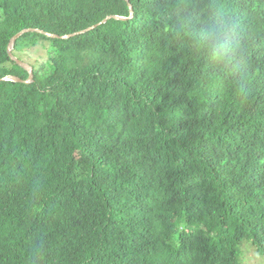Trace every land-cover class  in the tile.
<instances>
[{"label": "trees", "instance_id": "16d2710c", "mask_svg": "<svg viewBox=\"0 0 264 264\" xmlns=\"http://www.w3.org/2000/svg\"><path fill=\"white\" fill-rule=\"evenodd\" d=\"M0 264H264V0H0ZM229 54L211 52L213 32Z\"/></svg>", "mask_w": 264, "mask_h": 264}, {"label": "water", "instance_id": "95a60500", "mask_svg": "<svg viewBox=\"0 0 264 264\" xmlns=\"http://www.w3.org/2000/svg\"><path fill=\"white\" fill-rule=\"evenodd\" d=\"M128 7H129V12H130V16L128 18H124V17H120V16H114V15L108 16L96 25H93L87 29H84L82 31L75 32V33H72L69 35L59 36V35L52 34V33L37 29V28H28V29H24V30L20 31L19 33L14 35L10 40V42L8 44V55L13 62H15L20 68H22L28 74V77L26 80H22L21 78H19L17 76L7 75V76L3 77L2 79H0V82L11 81V82L22 83V84H26V85L33 83L34 73H33L32 66L27 62L18 60L13 54V49L15 47V44L22 36H24L26 34H30V33H35V34L43 35V36L50 38V39L68 40V39H71L75 36L84 35L90 31L96 29L97 27L107 23L111 19L118 20V21H127V20L132 19L134 17V11H133L132 6L129 3H128Z\"/></svg>", "mask_w": 264, "mask_h": 264}, {"label": "clouds", "instance_id": "9594fccd", "mask_svg": "<svg viewBox=\"0 0 264 264\" xmlns=\"http://www.w3.org/2000/svg\"><path fill=\"white\" fill-rule=\"evenodd\" d=\"M229 40L230 37L223 30L217 32H213V39L211 41V52L218 59H226L229 54Z\"/></svg>", "mask_w": 264, "mask_h": 264}, {"label": "rangeland", "instance_id": "374dc122", "mask_svg": "<svg viewBox=\"0 0 264 264\" xmlns=\"http://www.w3.org/2000/svg\"><path fill=\"white\" fill-rule=\"evenodd\" d=\"M111 20H114V19H111ZM246 262L247 264H262L260 260L255 256V252L253 248H249L248 252L246 253Z\"/></svg>", "mask_w": 264, "mask_h": 264}]
</instances>
